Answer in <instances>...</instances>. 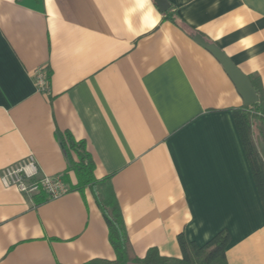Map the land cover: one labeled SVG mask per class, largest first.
I'll list each match as a JSON object with an SVG mask.
<instances>
[{
	"label": "crops",
	"instance_id": "crops-1",
	"mask_svg": "<svg viewBox=\"0 0 264 264\" xmlns=\"http://www.w3.org/2000/svg\"><path fill=\"white\" fill-rule=\"evenodd\" d=\"M166 2L186 31L153 0H0V170L32 154L67 187L48 200L0 182V264L116 259L89 191L76 189L66 134L84 142L93 177L110 179L140 260L129 264L153 249L181 264L179 234L200 247L222 231L226 264H264V212L230 112L243 99L193 41L264 96V0Z\"/></svg>",
	"mask_w": 264,
	"mask_h": 264
},
{
	"label": "trees",
	"instance_id": "trees-1",
	"mask_svg": "<svg viewBox=\"0 0 264 264\" xmlns=\"http://www.w3.org/2000/svg\"><path fill=\"white\" fill-rule=\"evenodd\" d=\"M167 18L174 24L183 28L179 20L170 12H165ZM186 31V30H185ZM260 87H255L257 102L250 105L232 108L230 110L236 131L240 139L244 154L255 184L256 191L264 212V162L260 157L257 148L256 136L264 144V96ZM63 149L68 158L69 169L72 170L78 179L77 190L87 188L94 203L99 209L107 225L108 240L116 255L114 261L104 259H93L86 264H129L139 262L135 256L130 242L128 241L124 222L121 217L117 202L109 178L97 181L93 177L94 164L90 154L86 151L84 142H76L70 135L66 134L61 139ZM75 157V160L73 157ZM226 231L218 233L203 246H197L185 239L183 233L177 236V242L181 252V264H226L225 251L229 243ZM150 250L142 260L145 264H164L167 262L156 253Z\"/></svg>",
	"mask_w": 264,
	"mask_h": 264
},
{
	"label": "built area",
	"instance_id": "built-area-1",
	"mask_svg": "<svg viewBox=\"0 0 264 264\" xmlns=\"http://www.w3.org/2000/svg\"><path fill=\"white\" fill-rule=\"evenodd\" d=\"M37 86L46 90V80L41 71L36 74ZM0 182L4 188H14L25 195L45 194L48 200H54L65 194L67 187L60 176L40 174L37 162L32 154L26 158L5 166L0 170Z\"/></svg>",
	"mask_w": 264,
	"mask_h": 264
},
{
	"label": "water",
	"instance_id": "water-1",
	"mask_svg": "<svg viewBox=\"0 0 264 264\" xmlns=\"http://www.w3.org/2000/svg\"><path fill=\"white\" fill-rule=\"evenodd\" d=\"M156 4V7L160 13H165L170 9V5L166 0H153ZM193 41L197 44L205 48L209 53H211L220 63L224 72L227 74L229 79L233 82L236 87L239 95L243 99V105H250L257 102V96L255 91H253V87L249 81V79L244 76L229 60L225 57L223 53L219 49H217L214 45L208 44L201 36L194 35ZM260 140L258 136H256V143L258 151L260 153V157L264 162V144Z\"/></svg>",
	"mask_w": 264,
	"mask_h": 264
}]
</instances>
